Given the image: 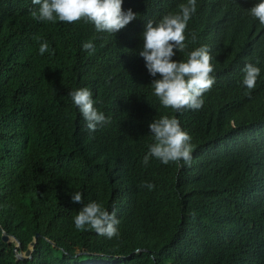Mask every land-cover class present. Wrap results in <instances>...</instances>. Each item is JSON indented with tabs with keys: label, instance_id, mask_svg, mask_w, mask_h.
Instances as JSON below:
<instances>
[{
	"label": "trees",
	"instance_id": "trees-1",
	"mask_svg": "<svg viewBox=\"0 0 264 264\" xmlns=\"http://www.w3.org/2000/svg\"><path fill=\"white\" fill-rule=\"evenodd\" d=\"M181 3L123 0L138 16L110 34L34 20L31 0H0V225L23 251L40 234L32 258L18 260L0 231V264H264V25L246 2L197 0L188 49L173 59L207 45L215 84L201 109L174 112L154 95L139 51L146 22ZM248 62L261 70L250 93ZM80 87L108 118L95 132L68 96ZM161 115L192 137L190 165H143L148 125ZM75 192L115 208L119 235L78 230Z\"/></svg>",
	"mask_w": 264,
	"mask_h": 264
},
{
	"label": "clouds",
	"instance_id": "clouds-1",
	"mask_svg": "<svg viewBox=\"0 0 264 264\" xmlns=\"http://www.w3.org/2000/svg\"><path fill=\"white\" fill-rule=\"evenodd\" d=\"M247 3L250 15L264 25V0H239ZM38 5L31 12L34 20L53 22L91 23L97 32L116 33L137 18L131 8L124 10L123 0H31ZM178 11L164 14L153 22L148 20L142 32L143 46L139 51L148 73L154 77L150 85L154 95L164 108L174 112L199 110L204 104V94L215 84V67L207 45H200L187 51L185 59H173L176 52L185 53L188 49L186 36L189 20L197 10V0H186L178 6ZM39 39V37H37ZM197 36L191 33V43L195 44ZM82 48L90 54L95 52V45L86 41ZM49 50L46 41L40 43L39 53ZM260 68L253 63H245L242 72V84L249 90L256 87ZM158 78H155L157 77ZM68 96L79 109L89 132H95L98 126L108 122V118L94 105L93 93L87 87H80L68 92ZM153 143L143 157L144 166L150 158L158 159L167 165L170 162L183 167L191 164L192 137L184 131L176 116L161 115L148 125ZM183 161V164L181 163ZM149 190L155 185L142 184ZM74 203L83 205L74 217L78 230H94L97 235L112 239L119 235L116 209L108 211L101 203L90 201L84 203L82 193L71 195ZM194 215V214H193Z\"/></svg>",
	"mask_w": 264,
	"mask_h": 264
},
{
	"label": "water",
	"instance_id": "water-1",
	"mask_svg": "<svg viewBox=\"0 0 264 264\" xmlns=\"http://www.w3.org/2000/svg\"><path fill=\"white\" fill-rule=\"evenodd\" d=\"M0 231H1V239L6 243H13L14 244V251H15V257L16 259H24V258H32V251L34 248V245L37 241L39 233H36L32 240L29 242L27 248L23 250H19L20 248V241L18 238H16L14 235L8 233V231L3 228L0 225ZM48 240V239H47ZM49 241V240H48ZM53 245H55L53 242H51Z\"/></svg>",
	"mask_w": 264,
	"mask_h": 264
}]
</instances>
